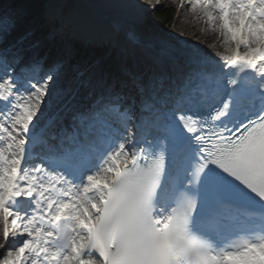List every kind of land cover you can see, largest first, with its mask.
<instances>
[{"label": "snow or ice", "instance_id": "1", "mask_svg": "<svg viewBox=\"0 0 264 264\" xmlns=\"http://www.w3.org/2000/svg\"><path fill=\"white\" fill-rule=\"evenodd\" d=\"M192 6L233 55L146 50L139 71L70 78L0 14V264H264V235L229 242L264 233V0Z\"/></svg>", "mask_w": 264, "mask_h": 264}, {"label": "rangeland", "instance_id": "2", "mask_svg": "<svg viewBox=\"0 0 264 264\" xmlns=\"http://www.w3.org/2000/svg\"><path fill=\"white\" fill-rule=\"evenodd\" d=\"M124 1V0H123ZM141 3H145L146 0H139ZM128 3H134L133 7L138 6L134 0L127 1ZM195 0H176L177 3V13L176 17L174 18L176 21L171 23V26L165 27L164 25L160 24L158 21H153L154 25L158 27L159 31H164L166 34L170 35V37L176 38L181 37V40L185 41L187 39V35L192 34L195 36L197 41L203 40V38H211L214 44L218 45L219 47H224L227 44L224 43V36L220 37L219 33V26L213 27L211 23L208 24L209 20L199 9V6L193 7L192 3ZM179 5V6H178ZM139 7V6H138ZM197 12L199 14H197ZM207 23V24H206ZM191 27V28H190ZM184 29V31H182ZM21 28L18 27L17 35H20ZM209 43V44H211ZM64 83V82H62ZM60 86V83L57 84V87ZM2 252V251H0ZM12 258H9L11 260Z\"/></svg>", "mask_w": 264, "mask_h": 264}, {"label": "bare ground", "instance_id": "3", "mask_svg": "<svg viewBox=\"0 0 264 264\" xmlns=\"http://www.w3.org/2000/svg\"><path fill=\"white\" fill-rule=\"evenodd\" d=\"M57 1L59 2V0H57ZM127 1H129V0H124V1L123 0H96L97 3L94 4L97 6L95 12L91 11L92 13H89L86 9L80 13H78V12L76 13V11H74V12L72 11L71 12L72 21L74 19L80 23H83L82 27L84 29H82V27H81V29L80 28L76 29V26L74 24H70L71 26L69 25V29L73 30L71 33L82 32V34H87V35H90V36L95 37V38H97L99 36H106L109 39L110 37L105 33V31H106L105 30L106 29L105 23L107 22V18H105V16L108 14H114L115 15V13H117V14H121L127 18L130 14H132L133 11H135L134 9H137L139 6V4L136 3V5H138V6L133 7L134 3H128ZM64 2L65 1L62 0L59 3L61 5H63ZM66 5H68V4H66ZM90 9L93 10V8H91V6H90ZM221 33H222V31H221ZM94 35H96V36H94ZM107 38H105V39H107ZM47 42H50V41L48 40ZM119 46L121 47V45H119ZM125 49L129 50L128 48H125ZM52 50H54L55 53H57V55H59V53L54 49V47H52L50 52H51V55L53 58L50 59V62H53V59H56L55 56H53ZM54 110H55V108H54Z\"/></svg>", "mask_w": 264, "mask_h": 264}, {"label": "trees", "instance_id": "4", "mask_svg": "<svg viewBox=\"0 0 264 264\" xmlns=\"http://www.w3.org/2000/svg\"><path fill=\"white\" fill-rule=\"evenodd\" d=\"M157 18L165 24H170L172 19V9L169 5H163L157 7L155 10Z\"/></svg>", "mask_w": 264, "mask_h": 264}]
</instances>
